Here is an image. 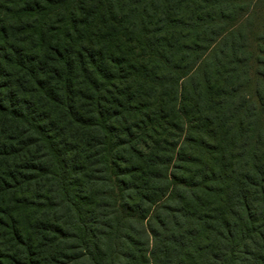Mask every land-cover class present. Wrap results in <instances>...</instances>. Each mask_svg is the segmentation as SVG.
<instances>
[{
  "label": "trees",
  "instance_id": "16d2710c",
  "mask_svg": "<svg viewBox=\"0 0 264 264\" xmlns=\"http://www.w3.org/2000/svg\"><path fill=\"white\" fill-rule=\"evenodd\" d=\"M259 1L0 0V264H264Z\"/></svg>",
  "mask_w": 264,
  "mask_h": 264
},
{
  "label": "rangeland",
  "instance_id": "374dc122",
  "mask_svg": "<svg viewBox=\"0 0 264 264\" xmlns=\"http://www.w3.org/2000/svg\"><path fill=\"white\" fill-rule=\"evenodd\" d=\"M263 11H264V0L263 1H259L257 3V5H256L255 9L251 13V21H252L251 31H252V35L253 36L257 32V30L259 28V21L261 19ZM250 45H251V50H252V47H253L252 40H250Z\"/></svg>",
  "mask_w": 264,
  "mask_h": 264
}]
</instances>
